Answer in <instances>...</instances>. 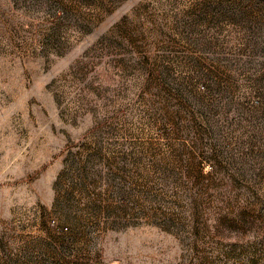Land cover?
<instances>
[{
  "label": "rangeland",
  "instance_id": "1",
  "mask_svg": "<svg viewBox=\"0 0 264 264\" xmlns=\"http://www.w3.org/2000/svg\"><path fill=\"white\" fill-rule=\"evenodd\" d=\"M0 264H264V0H0Z\"/></svg>",
  "mask_w": 264,
  "mask_h": 264
}]
</instances>
